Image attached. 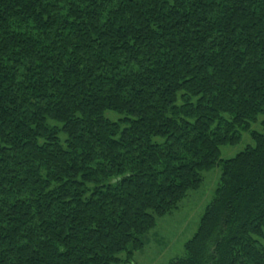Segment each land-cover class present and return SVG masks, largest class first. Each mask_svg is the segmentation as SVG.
Masks as SVG:
<instances>
[{"label":"trees","instance_id":"obj_1","mask_svg":"<svg viewBox=\"0 0 264 264\" xmlns=\"http://www.w3.org/2000/svg\"><path fill=\"white\" fill-rule=\"evenodd\" d=\"M260 115L264 0H0V264L127 263L217 165L167 264H264Z\"/></svg>","mask_w":264,"mask_h":264},{"label":"rangeland","instance_id":"obj_2","mask_svg":"<svg viewBox=\"0 0 264 264\" xmlns=\"http://www.w3.org/2000/svg\"><path fill=\"white\" fill-rule=\"evenodd\" d=\"M105 117L113 121L118 119L109 111L105 112ZM262 120L264 116L260 115L250 125V131L261 132ZM247 146H253V142L248 133H243L238 144L220 147V160L233 158ZM221 174L220 165L202 172L200 187L189 191L171 214L156 218L155 227L142 238L143 248L135 252L129 262L121 264H167L172 259L184 257V244L196 233L200 219L215 195Z\"/></svg>","mask_w":264,"mask_h":264},{"label":"crops","instance_id":"obj_3","mask_svg":"<svg viewBox=\"0 0 264 264\" xmlns=\"http://www.w3.org/2000/svg\"><path fill=\"white\" fill-rule=\"evenodd\" d=\"M160 246H164V245H162V243H160Z\"/></svg>","mask_w":264,"mask_h":264}]
</instances>
